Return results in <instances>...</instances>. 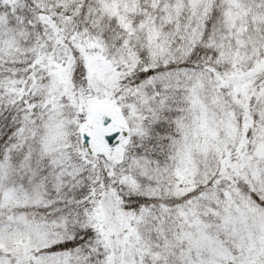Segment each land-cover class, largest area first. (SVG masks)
Here are the masks:
<instances>
[{
	"label": "snow or ice",
	"instance_id": "6c2138e0",
	"mask_svg": "<svg viewBox=\"0 0 264 264\" xmlns=\"http://www.w3.org/2000/svg\"><path fill=\"white\" fill-rule=\"evenodd\" d=\"M0 264H264V0H0Z\"/></svg>",
	"mask_w": 264,
	"mask_h": 264
}]
</instances>
